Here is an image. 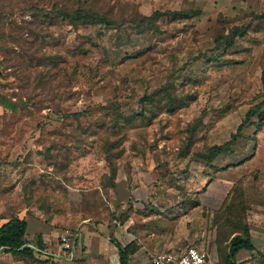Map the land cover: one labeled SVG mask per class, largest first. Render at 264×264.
Returning <instances> with one entry per match:
<instances>
[{
    "label": "rangeland",
    "instance_id": "374dc122",
    "mask_svg": "<svg viewBox=\"0 0 264 264\" xmlns=\"http://www.w3.org/2000/svg\"><path fill=\"white\" fill-rule=\"evenodd\" d=\"M260 16L264 0H0V227L26 221L54 256L0 264H120L129 244L130 264L191 247L227 264L245 229L260 254L237 262L264 264Z\"/></svg>",
    "mask_w": 264,
    "mask_h": 264
},
{
    "label": "trees",
    "instance_id": "16d2710c",
    "mask_svg": "<svg viewBox=\"0 0 264 264\" xmlns=\"http://www.w3.org/2000/svg\"><path fill=\"white\" fill-rule=\"evenodd\" d=\"M58 15L63 17L65 20L69 21L73 25H78L81 22H90L91 15L84 11H76L74 13L65 12L59 10ZM259 19H264V16L258 17ZM94 24V23H93ZM249 27H235L231 34L227 37H221L218 39L219 45H225L226 48H231L234 45V40L238 35H245L248 32ZM150 98V97H148ZM150 98L149 100H152ZM264 108V101L254 110L250 111V119L259 114V120L264 124V111H261ZM224 151L223 146H214L208 153L203 154V158H209L210 161H213L216 156ZM210 154V155H209ZM27 229L28 224L26 221L19 218L12 219L0 227V254H12L16 257H24L33 259L40 263H49L54 262L53 255H46V245L42 238L37 240V248L33 249L26 247L30 242L27 239ZM120 256V264H129L130 257L136 254L139 251V246L134 244H129L127 246L117 245ZM241 251H246L248 253L260 254L256 247L254 246L251 235L248 229L244 230L242 235H236L229 244V254L227 259V264H241L237 262V256ZM45 257V258H43Z\"/></svg>",
    "mask_w": 264,
    "mask_h": 264
},
{
    "label": "built area",
    "instance_id": "2783aa9c",
    "mask_svg": "<svg viewBox=\"0 0 264 264\" xmlns=\"http://www.w3.org/2000/svg\"><path fill=\"white\" fill-rule=\"evenodd\" d=\"M71 241L63 240L60 251L64 256L74 257L73 250L81 243V237L78 233L73 235ZM26 247L37 248L36 244L29 243ZM46 255H50L47 250ZM70 255V256H69ZM151 264H207L206 255L199 249L191 247L182 253H159L153 256Z\"/></svg>",
    "mask_w": 264,
    "mask_h": 264
},
{
    "label": "crops",
    "instance_id": "0c3cea01",
    "mask_svg": "<svg viewBox=\"0 0 264 264\" xmlns=\"http://www.w3.org/2000/svg\"><path fill=\"white\" fill-rule=\"evenodd\" d=\"M117 251H118V259H119V263H120V256H119V250H118V248L115 246L114 247ZM242 252H246V251H241L240 253H242ZM130 264V263H129Z\"/></svg>",
    "mask_w": 264,
    "mask_h": 264
}]
</instances>
